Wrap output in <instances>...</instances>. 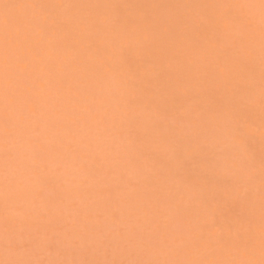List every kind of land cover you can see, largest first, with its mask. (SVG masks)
<instances>
[{"label": "clouds", "instance_id": "clouds-1", "mask_svg": "<svg viewBox=\"0 0 264 264\" xmlns=\"http://www.w3.org/2000/svg\"><path fill=\"white\" fill-rule=\"evenodd\" d=\"M0 264H264V0H0Z\"/></svg>", "mask_w": 264, "mask_h": 264}]
</instances>
